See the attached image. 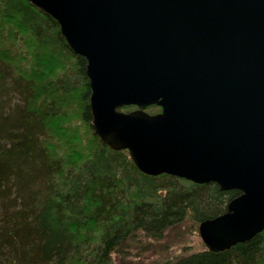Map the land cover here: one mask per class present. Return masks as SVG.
<instances>
[{
	"label": "water",
	"instance_id": "water-1",
	"mask_svg": "<svg viewBox=\"0 0 264 264\" xmlns=\"http://www.w3.org/2000/svg\"><path fill=\"white\" fill-rule=\"evenodd\" d=\"M29 1L85 58L103 143L146 174L240 191L199 222L207 249L264 229V0Z\"/></svg>",
	"mask_w": 264,
	"mask_h": 264
},
{
	"label": "trees",
	"instance_id": "trees-1",
	"mask_svg": "<svg viewBox=\"0 0 264 264\" xmlns=\"http://www.w3.org/2000/svg\"><path fill=\"white\" fill-rule=\"evenodd\" d=\"M20 43L30 54L24 66L11 57ZM85 68L52 16L29 0H0V264H116L113 255L138 235L160 240L187 219L223 213L240 193L212 181L146 174L126 149H110L93 132ZM69 94L92 139L66 165L48 143L54 131L66 135L68 127L56 121ZM162 264H264V229L227 249L204 246Z\"/></svg>",
	"mask_w": 264,
	"mask_h": 264
},
{
	"label": "rangeland",
	"instance_id": "rangeland-1",
	"mask_svg": "<svg viewBox=\"0 0 264 264\" xmlns=\"http://www.w3.org/2000/svg\"><path fill=\"white\" fill-rule=\"evenodd\" d=\"M7 37L10 36L7 34ZM20 37L21 34L16 35L17 39ZM6 44L8 45L7 48L11 47V38H8ZM27 49L23 43H20L14 48L16 53H11L12 59L15 57L16 60L19 59L18 61H20L21 65H26L25 60L30 58ZM27 65L30 67V63ZM35 71H43L46 76L49 74V70H44L43 66H37ZM65 100L67 104V107L64 108L65 116L62 115V118L57 119L56 124L57 126L68 127L67 130L62 129V132L65 131L66 135L63 136L54 131L48 145L55 155L63 156L66 165H68L70 161L76 160L80 154H85L86 150H88V143L92 139V131L90 125L84 123L77 113V97L69 94L65 97ZM149 110L147 109L146 111L148 112ZM65 139H68L69 142H66ZM70 149L72 152H70L68 157H65V154L71 151ZM68 160L69 162L67 163ZM198 224L187 219L183 223L169 229L162 239L155 241L148 238L140 239L138 235L137 238L129 242L128 245L130 246L128 249L123 248L121 249L123 250L122 252L113 255L114 261L116 264H162L201 250L204 248V244L198 234Z\"/></svg>",
	"mask_w": 264,
	"mask_h": 264
}]
</instances>
